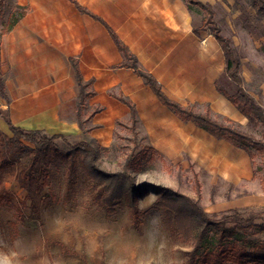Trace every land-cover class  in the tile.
Returning <instances> with one entry per match:
<instances>
[{
    "label": "crops",
    "instance_id": "1",
    "mask_svg": "<svg viewBox=\"0 0 264 264\" xmlns=\"http://www.w3.org/2000/svg\"><path fill=\"white\" fill-rule=\"evenodd\" d=\"M75 1L116 33L169 98L183 106L209 103L215 112L247 125L217 92L215 82L225 63L216 74L211 63L203 62L210 53L200 52V37L193 33L182 0ZM21 5L28 8L27 15L2 37L0 46L10 100L4 101L5 108L15 126L50 135L80 132L77 122L60 120L76 112L70 63L75 59L84 79L94 80L96 96L89 105L102 108L92 121L96 131L130 118L129 109L114 95L128 98L152 148L184 169L194 165L214 182L235 188L259 185L260 193L236 196L227 203L229 209L264 207V191L254 180L248 154L194 123L180 121L132 69L120 68L124 59L100 21L81 13L70 0H22Z\"/></svg>",
    "mask_w": 264,
    "mask_h": 264
},
{
    "label": "rangeland",
    "instance_id": "2",
    "mask_svg": "<svg viewBox=\"0 0 264 264\" xmlns=\"http://www.w3.org/2000/svg\"><path fill=\"white\" fill-rule=\"evenodd\" d=\"M21 1H4L10 7L0 17V36L11 20L10 15L21 12L16 6L25 7ZM198 1L213 6L218 26L233 39L237 48L247 89L264 106V21H256V10L249 6V0ZM190 19L192 27L200 26L202 15L197 8ZM198 37L200 52L210 53L209 58L201 55L200 58L211 63L217 74L224 67L223 54L208 33L201 32ZM201 88L207 89L206 86ZM5 106L0 98V111L6 110ZM89 113L90 110L84 118ZM75 114L71 112V118L61 117L60 120L76 123ZM121 122L130 125V118ZM92 126L93 123L85 128ZM94 130L88 134L80 130L75 135H62L91 142L100 148L99 164L109 173L121 171L133 151L136 154L148 144L141 140L143 135L139 128V148L134 146L133 133L115 122L112 126ZM0 131L11 136L1 118ZM47 154L43 165L50 172L49 187L40 192H37V185L33 187V205L19 182L24 165H0V264H186L194 246L184 240L176 221L163 209L153 207L160 200V188L193 199L208 214L230 212L227 203L236 196L260 193L258 184L235 188L228 183L214 182L203 170L192 168L191 164L184 169L180 163L157 160L145 165L142 173L134 174L142 193L137 206L141 215L135 216L126 202L110 212L97 204L95 197L102 187L95 186L85 174L82 163H77L76 174L68 186L66 163L59 155H52L50 151ZM195 175L201 185L200 194L196 190ZM257 238L264 241V232ZM240 256L238 250L227 251L223 264H244ZM216 258L217 254L210 252L200 264H215Z\"/></svg>",
    "mask_w": 264,
    "mask_h": 264
},
{
    "label": "trees",
    "instance_id": "3",
    "mask_svg": "<svg viewBox=\"0 0 264 264\" xmlns=\"http://www.w3.org/2000/svg\"><path fill=\"white\" fill-rule=\"evenodd\" d=\"M4 1L0 0V17L10 7ZM70 1L81 13L100 21L106 27L124 59L119 67L132 69L151 88L159 102L173 112L180 121L194 123L215 139L225 141L246 152L251 161L254 180L259 182L264 191V106L247 89V83L241 74L242 65L237 48L233 39L225 35L218 26L213 6L198 0H182L192 17L194 8H197L202 15L201 24L199 27L193 26V33L200 36L201 32H206L218 43L224 56L225 67L216 80L215 87L217 92L248 120L245 126L215 112L209 103L183 106L169 98L155 77L143 68L107 24L81 7L75 0ZM248 3L256 10V21L263 22L264 0H249ZM16 7L21 12L16 16L10 15L11 20L0 36V46L1 37L9 33L28 13V8L18 5ZM70 63L77 87L76 120L82 132L88 134L95 127L86 129L85 126L92 123L93 118L102 111V108L89 105V101L96 96L93 90L94 80L84 79L77 60L70 59ZM2 67L0 49V98L9 104L6 74ZM114 97L125 105L130 113V125L121 121H117L116 125L131 131L134 135V146L139 148L138 135L140 133L143 135L141 138L143 142H148V135L139 119L135 104L121 95ZM89 110L90 113L84 118ZM0 118L11 132V136H8L0 131V165L14 166L15 163L24 165V170L19 173V182L27 191L32 205L34 204L33 187L37 185V192L49 187L50 172L47 166L43 165L44 160L48 158V151L52 152V155H59L66 163L68 186H71L76 174V165L80 162L85 174L95 186L102 187L101 192L95 197L100 207L113 212L116 206L126 202L135 216L141 215L137 206L142 193L136 185L134 174L142 173L146 169L145 165L157 160L168 162L148 143L138 153L135 154L136 151H133L121 171L109 173L99 164L100 148L91 142L76 141L64 135H50L43 131L24 130L13 124L8 110H1ZM138 128L140 133L137 132ZM191 167L195 166L191 165ZM198 175H195V178ZM195 181L196 190L200 194L199 179L196 178ZM160 190L162 193L160 200L153 207L163 209L168 217L176 221L184 240L194 246L186 264H200L210 252L217 254L215 264H223L224 253L234 250L240 252V259L244 264H264V241L257 238L264 232V207L208 214L193 199L170 189L160 188ZM102 192H105V195ZM227 199H230V196ZM23 205L26 207V204ZM21 218L23 219V215Z\"/></svg>",
    "mask_w": 264,
    "mask_h": 264
}]
</instances>
